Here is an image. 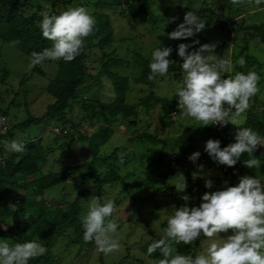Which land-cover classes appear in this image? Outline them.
I'll use <instances>...</instances> for the list:
<instances>
[{
    "label": "trees",
    "instance_id": "16d2710c",
    "mask_svg": "<svg viewBox=\"0 0 264 264\" xmlns=\"http://www.w3.org/2000/svg\"><path fill=\"white\" fill-rule=\"evenodd\" d=\"M205 1L210 6L209 11L197 15L205 19V27L220 31L222 43L199 37L196 39L199 41L198 46L207 43L224 48L235 44L236 35L241 34V40L244 43V45H240L241 53L245 57L246 65L257 63L258 67H262V63L246 53L252 40L260 39L264 43V21L260 22L255 19L257 12L252 14L249 12L252 3L246 0L242 5L233 6L229 0ZM77 3L85 8L91 4L97 5L93 10L87 8L95 19L96 25L93 33L86 38L81 54L72 62L45 60L32 67V75H41L47 79L45 83L40 84L42 94L48 93L53 97V100L48 103L42 113L38 115L30 113L27 118L15 125L11 124V120L7 118V111L1 113V118H6L4 127L8 129V125L10 126L7 132L0 130V241H7L10 245H14L39 239V242H42L47 248L46 254L30 260L29 264L55 263L56 255L51 252V247L53 240L58 236L66 238L67 245L77 247L75 257H80L83 250L87 251L88 248L95 246L94 242L83 240L81 216L86 213L87 207L83 205L82 199L91 194V189L85 186L91 180L96 184V196L101 201L105 200L102 195L107 185L121 180L125 182L124 188L128 189L129 183L124 179L132 172L120 173V163L127 157V155H121V151L125 148L116 146L109 153L102 152V147L110 141L121 124L132 129L129 132L131 134L129 142L138 141L153 145L162 142V146L159 148L145 146L143 151L147 155L159 151L160 156L157 162L160 163L165 158L167 139L158 137L148 127L139 131L140 106L143 105L148 114L158 108L160 122L168 128L175 123V118L180 115L175 94L171 97H162L153 90L157 80L164 77L148 79L151 74L149 59L137 50L132 56L118 52L114 44L116 38L111 13L104 10L117 5L123 8L122 12L125 16L135 18L138 15H147L154 24L156 14L147 3H141L140 0H0V37L8 43L19 41L15 48L31 57L33 52H41L52 46V41L43 38L38 27V22L42 19L40 13L49 10L50 14L58 15L69 7H76ZM187 12H182V16L184 17ZM179 44L180 41H177L171 46L173 51L169 59L174 63L170 66L167 74H172L173 79L182 81L183 73L180 65L183 60L177 54ZM220 57L226 59L223 56V51ZM4 65L0 52V81L6 83L9 71ZM44 65L54 67L52 77H48L49 74L44 69ZM243 68L237 65L233 71L222 75L227 78L236 72H243ZM30 77L29 74H26L21 82L24 83ZM106 83H109L112 88L113 93L110 99H104L100 95V90ZM135 83L145 84L149 90L138 103L128 100L130 90ZM20 92L28 94V90L20 89ZM254 99V103L246 111L243 126L253 128L261 136H264V104L260 102L257 95ZM18 104L12 98L9 106ZM48 120L55 122L54 127L52 126L50 130L53 133L51 138H53L54 144L49 145L45 144L44 136L36 138L32 133L30 135V127L45 124ZM228 124L223 127L219 125L206 127L189 125L187 130L191 132L195 140L199 141L203 152L209 139L219 140L221 148L230 144L233 135ZM56 127L59 128L58 132L53 129ZM13 139L25 144L23 152H6L2 142ZM80 142L89 147L92 155L90 160H84L76 165L64 164L58 170L43 171L42 165L49 157L69 156L68 149L73 143ZM143 152L141 153L142 157L144 156ZM109 161L112 162L110 169L102 173L98 169L97 163ZM208 162L211 167L223 174H231L227 186H236L239 183V173L245 172L243 168H246L244 165L240 168V164L236 163L235 167L224 169L225 165H219L211 158ZM55 165L61 166L56 162ZM84 168L87 170L83 171L80 180L73 176L75 169ZM30 176H32L31 179H29ZM71 177L78 181L81 187L75 198L73 200H55L53 204H48L46 193L53 187L64 184ZM224 187L221 186L220 190H223ZM163 189L170 191V196L180 194L174 186ZM188 191L189 189L186 188L184 192ZM133 199L134 197H132ZM146 200L152 209L165 207L168 202L165 197L156 200L152 198V195H147ZM114 203H119V201L115 200ZM161 225L166 226V223ZM161 237L152 235L149 240L138 243L145 256L150 260L159 258V253L149 257L147 247L153 240ZM204 239L201 237L192 245L176 246L177 250L180 254L194 257L200 254ZM129 251L127 248L126 253L115 264L126 262L130 257ZM102 258L103 253L100 255L101 262ZM138 261L141 264H148L142 259H138Z\"/></svg>",
    "mask_w": 264,
    "mask_h": 264
},
{
    "label": "clouds",
    "instance_id": "9594fccd",
    "mask_svg": "<svg viewBox=\"0 0 264 264\" xmlns=\"http://www.w3.org/2000/svg\"><path fill=\"white\" fill-rule=\"evenodd\" d=\"M233 6L245 3V0H229ZM259 9L264 0H248ZM183 22L168 38L180 40L191 38L205 28L206 21L197 12L201 4H193ZM264 10V9H260ZM42 19L38 27L43 38L52 41V46L41 52H33L29 68L41 64L45 60L72 62L79 56L96 25V21L88 9L69 7L60 14H50L49 10L40 13ZM199 44L198 40L193 41ZM15 47L19 41L10 42ZM189 44L180 43L177 54L182 58L180 65L183 77L175 87L181 119H191L199 122L202 127L225 126L236 124V118L245 113L251 106L250 101L259 92L261 76L253 70L236 72L225 78L223 73H229L237 65L243 68L246 60L241 56L235 63L214 55L215 44H203L199 49L189 52ZM173 49L158 47L151 54L149 63V80L167 75L174 63L169 59ZM233 109L235 111H233ZM54 129V128H53ZM7 153H19L25 149V144L19 140L2 142ZM259 147H264V136L250 127H242L235 135V143L221 148L219 140L209 139L204 152L219 165L233 167L242 154L247 153L248 159L243 163L249 169L261 167V160L254 156ZM201 153H192L189 160L195 163ZM203 165H198L200 171ZM198 173H193L195 178ZM174 185L177 192L187 188L183 173H178ZM205 187L213 188L211 179L205 180ZM185 201L188 196L182 197ZM88 208L81 216L83 240L94 242L99 252L105 256L119 251V225L111 219L116 211L112 200H104L93 195L88 200ZM166 220L163 237L153 240L147 247V255L159 253V258L151 260L150 264H264V181L257 176L244 175L239 177L236 186H227L223 190L205 192L198 207H173ZM232 234L226 239H220V233ZM204 237L210 241L205 252L196 256L183 255L176 246L192 245ZM42 242L31 240L10 245L0 241V264H29L30 260L46 254Z\"/></svg>",
    "mask_w": 264,
    "mask_h": 264
},
{
    "label": "rangeland",
    "instance_id": "374dc122",
    "mask_svg": "<svg viewBox=\"0 0 264 264\" xmlns=\"http://www.w3.org/2000/svg\"><path fill=\"white\" fill-rule=\"evenodd\" d=\"M140 2L147 3L156 14V22L154 24L149 20L147 15H138L135 18L125 16L122 12L123 8L117 5H111L112 7L104 9L111 13L116 38L114 44L119 53L132 56L135 50H137L151 61V54L156 48L171 47L177 41L191 45L188 49L189 52L199 49L198 44L193 43V41L199 37L222 43V34L220 31L211 27H205L191 38L180 40L168 38L167 34L175 30L178 24L183 22L184 17L182 16V12L193 10L192 6L194 3L199 2L201 4V9L197 14H205L209 11L210 6L205 0H140ZM80 6V4H76V7ZM96 7L97 5L94 4L87 6V8L91 10L96 9ZM260 9H264V4L258 9L255 4L252 3L249 7V12L251 14L257 12L255 19L263 22L264 10ZM241 36V34L236 35L235 44H230V46L224 48L215 47L213 54L220 56L223 51V56L235 63L241 56L244 57L241 53V46L244 45ZM0 52L2 53L5 64L4 67L8 68L9 71L6 83L0 81V128L1 125L3 126L0 130L2 132H7L10 125H8V129L4 127L6 125V118H1L2 112L7 111V118L11 120H9L10 123L12 122L11 124L15 125L27 118L30 113L34 115L42 113L48 103L53 100V97L48 93L42 94L43 91L40 84L45 83L47 79H44L41 75L31 74L32 67L29 68L31 61L30 56L11 46L10 43L4 41L1 37ZM246 53L262 63V67H258L257 63L248 64L243 68V72L247 73L249 70H253L261 76V80L258 84L260 92L257 94V97L260 102L264 104V43L261 42L260 39L252 40ZM44 69L49 74L48 77H52L54 67L51 65H44ZM233 70L234 68L231 71ZM26 74H29L31 77L22 83V78ZM180 82L181 80L178 81L173 79L172 74H167L164 78L157 80L153 90L159 96L171 97L175 94V87ZM20 89L23 91L28 90V94L25 95L21 93ZM111 90L110 84L106 83L104 87L101 88L100 95L104 99H110L113 93ZM148 92L147 85L135 83L130 90L128 100L133 103H138ZM12 98L19 104L16 106H9ZM254 101L255 99L253 97L250 104L254 103ZM140 109L141 124L138 126L139 131L148 127L158 135V137L167 139L163 162H157L160 156L159 151L148 155L143 152L146 148L145 146L159 148L162 146V142L154 145L150 143L143 144L138 141L129 142L128 139L131 137L129 132L132 129H128L127 125L123 124L116 129L110 141L102 147L103 153H109L116 146H123L125 150L121 151V155H127V157L120 163V173L132 172L131 175H128L127 178L124 179L129 183V190L124 188L125 182L120 180L114 182V184L105 186V192L102 195L105 200L119 201V203H115L116 211L113 213L112 218V220L119 225V251H115L107 256L103 254L101 262V252L98 251L95 245L88 248L87 251L83 250L80 257H75L74 254L77 251V247L75 248L71 245H67L66 238L58 236L53 240V246L51 247V252L56 255V261L53 264H115L120 257L126 253L127 248L130 250V257L123 264H141L138 259H142L150 264L151 260L145 256L138 243L149 240L152 235L163 237V229L165 226L161 224L166 223L168 216L173 211L172 208H178L186 204L189 207H198L202 202V196L205 192L214 191L211 190L213 188L220 190L221 186H225V181H227L228 184L231 174L227 173L225 175L221 171L211 167L208 162L210 157L204 150L202 152L201 144L198 143L199 141L195 140V137H192L191 132L187 130L189 125H201L199 122L188 118L181 119L180 115H178L175 118V123L168 128L161 124L159 119L160 111L158 108L151 114L145 112L143 105L140 106ZM233 111L235 110L233 109ZM245 115L246 112L237 117L235 125L227 123L233 135L229 143H235L236 133L240 128L244 127ZM54 124V120H48L45 124L32 126L30 127V135L32 133L33 137L36 138L44 136L45 144H54L52 142L53 138H51L53 133L50 131ZM68 151L69 156L59 155L49 157L42 165L43 171L58 170L63 167L64 164L76 165L84 160H90L92 158L89 147L87 144H83V142L73 143ZM197 151H199L201 155L199 159L193 163L188 158L192 153ZM142 152L144 153L143 157L141 156ZM254 156L261 160V167L258 169L243 168L245 172H240L239 177L252 175L264 181V147H259L254 153ZM246 159H248V154H242L240 160L237 162L240 164V168L244 165L243 162ZM55 162L56 164H61V166H54ZM110 163L112 162H98L97 167L102 173H105L110 169ZM201 164L204 166L202 171L198 169V165ZM224 169H227V166ZM85 170L87 169H75L73 176H76L80 180ZM178 173H183L185 176L189 191L180 192L177 196H170V191H164L163 188L174 186L177 181L176 176ZM189 173L191 174L189 175ZM193 173H198L195 178L193 177ZM31 178L32 176L29 177V179ZM206 179H211L213 181V188L208 189L205 187ZM85 186L91 189V194L82 199L83 205L88 208V200L93 195L96 196V184L91 180ZM80 188V183L71 177L64 184L53 187L46 193L45 197L47 198L48 204H53L55 200H73ZM147 195H152V198L156 200L165 197L168 201L167 205L159 209H152L150 203L146 200ZM185 195L189 197L188 201L182 198ZM132 197H134L133 200ZM231 234L232 232L229 230L228 233H220L219 238L226 239L227 236ZM208 243H210V241L204 239L203 245L199 251L200 254L205 252Z\"/></svg>",
    "mask_w": 264,
    "mask_h": 264
},
{
    "label": "built area",
    "instance_id": "2783aa9c",
    "mask_svg": "<svg viewBox=\"0 0 264 264\" xmlns=\"http://www.w3.org/2000/svg\"><path fill=\"white\" fill-rule=\"evenodd\" d=\"M54 129H55V132H58V130H59V128H57V127H56V128H54Z\"/></svg>",
    "mask_w": 264,
    "mask_h": 264
}]
</instances>
